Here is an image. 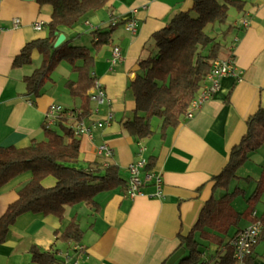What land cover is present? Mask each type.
<instances>
[{
  "label": "crops",
  "instance_id": "1",
  "mask_svg": "<svg viewBox=\"0 0 264 264\" xmlns=\"http://www.w3.org/2000/svg\"><path fill=\"white\" fill-rule=\"evenodd\" d=\"M245 1L243 11L231 12L228 21L233 24L246 15L249 24L227 36L225 52L218 56H234L240 70L238 77H221L218 89L194 116L169 128L163 139L158 122L153 127L154 133L139 141L122 132L119 121L132 115L135 103L126 88L130 77L139 71V59L147 54L145 46L150 35L175 13L189 8L191 0H109L73 27H60L63 40L84 46H91L94 30L111 29L109 41L94 54L91 70L93 77L103 84L109 104L102 106L97 114L90 112L85 121L101 119L108 110L113 119L91 135L79 136L76 165L84 168L87 162L107 160L118 165L121 176L128 180L126 167L138 152L146 158L154 155L152 169L162 177L163 195L129 197L125 191L114 188L96 194L98 211L81 202L66 205L62 217L24 212L10 225L0 243V264H37L29 252L32 245L41 249L52 247L61 263L68 264L75 260L77 264L177 263L184 252L178 246V234L188 232L205 200L215 196L217 189L212 188V175L226 163L231 147L245 131L246 118L259 105L264 106V0ZM50 13V5H38L36 0H0V27H4L0 29V145L23 147L32 139H42L46 112L52 104L62 108L79 106V98L70 96L64 85L67 80L77 79L72 67L59 85L46 86L51 77L41 87L40 94L33 96L26 92L23 76L40 64L41 54L34 52L29 64L12 66L13 57L26 42L46 36L44 25L36 30L32 23L35 20L46 23ZM14 17L20 19L17 27L11 25ZM130 21L135 23L134 32L127 27ZM205 29L210 35L216 34L210 24ZM235 36L238 40L234 44ZM115 45L120 47L122 59L112 64L111 50ZM90 104L93 109L95 103L90 101ZM102 144L112 150L108 159L98 152ZM31 175V171H25L0 186V215L17 198L18 189ZM54 182L50 175L42 180L45 186ZM142 189L151 193L155 187L146 183ZM252 211L257 216L262 212ZM251 212L239 228L250 224ZM72 217L84 229L78 243L80 251L74 248L76 244L57 239L58 232ZM234 231L235 228L230 234ZM251 256L250 264H264V240L256 243Z\"/></svg>",
  "mask_w": 264,
  "mask_h": 264
},
{
  "label": "trees",
  "instance_id": "2",
  "mask_svg": "<svg viewBox=\"0 0 264 264\" xmlns=\"http://www.w3.org/2000/svg\"><path fill=\"white\" fill-rule=\"evenodd\" d=\"M109 0H36L38 5L51 6L49 20L44 23L47 34L26 42L12 59V66L29 64L32 54H41V62L23 76L26 92L40 94L41 87L51 78V72L60 61L68 62L77 73L76 80H67L65 86L72 97L80 100L76 108H63L52 125L43 124L44 137L32 139L23 147L0 145V186L15 176L31 171L30 179L17 191V198L10 202L0 215V243L4 241L10 225L22 213L30 211L62 217L66 205L86 203L98 211L97 193L119 188L126 190L127 180L119 167L109 162L94 160L86 167L76 165L80 151V138L73 133L72 125L85 120L91 112L88 89L94 77L91 73L94 54L110 39L111 29L94 30L91 46L71 44L63 40L54 42L60 27H73L87 15L102 8ZM245 0H191L189 8L175 13L161 28L150 35L146 56L138 61L139 71L130 77L127 90L134 99L132 115L119 121L121 131L142 141L154 129L153 118H158L159 134L163 139L169 128L176 127L196 96L216 59L227 36L240 27L230 23L231 12H241ZM212 25L215 35L206 32ZM264 144V106L259 105L245 120V131L228 154L220 171L212 175L213 189H226L234 180L250 183L252 176H240L239 169L250 152ZM155 156L147 158L146 168H153ZM52 176L55 182L45 186L42 180ZM264 191V168L255 180L251 193L245 197L246 210L251 212ZM245 189L235 185L205 200L197 219L185 234H178V246L184 249L176 264H238L233 256L231 239L240 229L239 222L245 211L233 208L236 195L244 196ZM261 231L258 241L264 240V209L259 215ZM235 231L230 234V229ZM84 229L72 217L58 232L57 239L66 244H78ZM32 261L37 264H60L56 251L30 247ZM249 255L242 264H250Z\"/></svg>",
  "mask_w": 264,
  "mask_h": 264
},
{
  "label": "built area",
  "instance_id": "3",
  "mask_svg": "<svg viewBox=\"0 0 264 264\" xmlns=\"http://www.w3.org/2000/svg\"><path fill=\"white\" fill-rule=\"evenodd\" d=\"M20 24V19L14 17L11 19L12 27H17ZM234 25L245 29L248 24V16H243L239 22H234ZM33 28L36 30L42 29L44 23L40 20H35L33 23ZM127 27L134 32L135 23L130 21L127 23ZM4 29V27H0ZM238 37L235 36L232 40V43H236ZM122 59V52L119 46H113L111 50V62L112 64ZM240 70L236 65L234 56L231 54L226 58L217 57L213 59L209 72L205 77L203 85L199 88L196 96L190 101L188 109L185 113V118H191L194 116L196 110L202 105L204 101L209 99L212 93L218 89L220 78L225 75H235L238 77ZM88 96L90 101L95 103L91 113H99L101 107L109 104V99L107 97L105 88L103 84L96 78H94L91 87L88 89ZM63 108L59 105L52 104L46 112V123L52 125L56 114L61 111ZM113 119L112 112L108 110L103 118L95 119L90 121L79 120L74 122L72 125L73 133L76 136H81L84 134L91 135L92 132L104 125H108ZM144 147L140 148L143 150ZM98 152L104 156L105 159H108L112 156V150L102 144L98 147ZM103 165H107L108 161H102ZM147 158L142 156L140 152L136 155L135 159L127 165V171L129 174L126 186V194L129 197H134L137 195H146L148 197H161L163 195L162 191V177L159 173L155 172L152 168H146ZM146 183H152L155 187V190L151 193H145L142 189L143 185ZM252 221L249 225L240 228L232 237L231 245L233 248V256L235 257L238 264H242L246 257L252 255L254 247L257 243L258 236L261 231V222L259 216L256 215L255 211L251 212ZM74 248L81 250V245L76 244ZM68 254L66 253V256ZM61 264H68L65 261ZM72 264H77V260L73 261Z\"/></svg>",
  "mask_w": 264,
  "mask_h": 264
},
{
  "label": "rangeland",
  "instance_id": "4",
  "mask_svg": "<svg viewBox=\"0 0 264 264\" xmlns=\"http://www.w3.org/2000/svg\"><path fill=\"white\" fill-rule=\"evenodd\" d=\"M223 51H224V49H222V52ZM70 69H71V65L68 62L62 61L61 63H58L55 66V68L53 69V71L51 72L52 80L47 82L46 86L52 85L55 87L56 85H59L60 79H62L63 76H66L70 72ZM74 74H76V73L74 72ZM64 85H65V82H64ZM159 121L160 120L158 118H153V127H155L156 122L159 123ZM248 156L249 157L246 160V162L239 169H237L238 170L237 174L240 176L250 175V176H252V178L254 180H252L248 184H246L244 182L241 183L238 180H234V181L230 182L228 188L221 189V187H220V189H217L215 192V196H218L219 194H221V192L223 193L225 191H232L233 188L235 187V185H238V186L243 185V188L245 189L244 196L243 195H236L235 198L232 200V206L234 209H236L238 211H245V214L242 217V219L240 220L239 225H243L246 223V216L248 214V211L246 210L247 204L245 201V197H247L251 193V191L253 190V188L255 186V180L263 172V168H264V144L260 148L250 152ZM263 207H264V193L262 194L261 199L258 200L254 204L253 210H256V212H258V214H259V212L263 211ZM232 229L233 228L230 229V232Z\"/></svg>",
  "mask_w": 264,
  "mask_h": 264
},
{
  "label": "water",
  "instance_id": "5",
  "mask_svg": "<svg viewBox=\"0 0 264 264\" xmlns=\"http://www.w3.org/2000/svg\"><path fill=\"white\" fill-rule=\"evenodd\" d=\"M64 39V35L62 33H59L55 42H54V46H58Z\"/></svg>",
  "mask_w": 264,
  "mask_h": 264
}]
</instances>
